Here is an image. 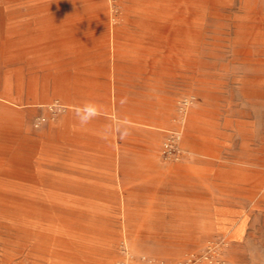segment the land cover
<instances>
[{
  "label": "rangeland",
  "instance_id": "rangeland-1",
  "mask_svg": "<svg viewBox=\"0 0 264 264\" xmlns=\"http://www.w3.org/2000/svg\"><path fill=\"white\" fill-rule=\"evenodd\" d=\"M12 1L0 264H264V0Z\"/></svg>",
  "mask_w": 264,
  "mask_h": 264
},
{
  "label": "crops",
  "instance_id": "crops-1",
  "mask_svg": "<svg viewBox=\"0 0 264 264\" xmlns=\"http://www.w3.org/2000/svg\"><path fill=\"white\" fill-rule=\"evenodd\" d=\"M11 4H14L12 0H0V25L7 26V31L3 36L0 37V40H8L12 38L15 36L16 31L19 30L18 21H16L15 18L6 17L4 12L5 8ZM44 23H46V21H44ZM149 62V60L141 59L136 55H119L113 59L112 65L109 67V80L116 78L118 70H130L138 73L140 77H146L152 74L153 77L161 81L162 77L164 76L163 70H161L160 67L156 66L155 64H150ZM187 75L189 74H186V76ZM109 85L108 89H116V86H112L111 83ZM33 102L38 101L34 100Z\"/></svg>",
  "mask_w": 264,
  "mask_h": 264
},
{
  "label": "bare ground",
  "instance_id": "bare-ground-1",
  "mask_svg": "<svg viewBox=\"0 0 264 264\" xmlns=\"http://www.w3.org/2000/svg\"><path fill=\"white\" fill-rule=\"evenodd\" d=\"M256 206V205H255Z\"/></svg>",
  "mask_w": 264,
  "mask_h": 264
}]
</instances>
